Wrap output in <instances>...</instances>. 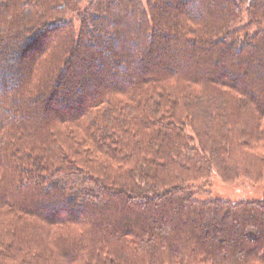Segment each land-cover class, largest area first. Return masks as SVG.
<instances>
[{
    "label": "trees",
    "instance_id": "obj_1",
    "mask_svg": "<svg viewBox=\"0 0 264 264\" xmlns=\"http://www.w3.org/2000/svg\"><path fill=\"white\" fill-rule=\"evenodd\" d=\"M81 6L0 0V264H264L192 187L264 177V0Z\"/></svg>",
    "mask_w": 264,
    "mask_h": 264
},
{
    "label": "rangeland",
    "instance_id": "obj_2",
    "mask_svg": "<svg viewBox=\"0 0 264 264\" xmlns=\"http://www.w3.org/2000/svg\"><path fill=\"white\" fill-rule=\"evenodd\" d=\"M90 0H82L81 9L88 6ZM76 18V17H75ZM9 80L14 81L17 73H8ZM196 191V198L204 201L223 200L231 203L261 201L264 199V177L259 183H252L246 179L227 182L212 172L207 182L192 186Z\"/></svg>",
    "mask_w": 264,
    "mask_h": 264
}]
</instances>
